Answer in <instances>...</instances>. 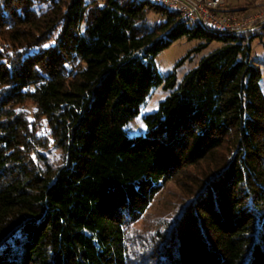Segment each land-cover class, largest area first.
I'll list each match as a JSON object with an SVG mask.
<instances>
[{"label": "trees", "instance_id": "1", "mask_svg": "<svg viewBox=\"0 0 264 264\" xmlns=\"http://www.w3.org/2000/svg\"><path fill=\"white\" fill-rule=\"evenodd\" d=\"M181 38L220 47L177 85L154 57ZM254 38L144 0H0V264H264ZM158 88L170 93L129 137ZM169 183L173 217L138 229Z\"/></svg>", "mask_w": 264, "mask_h": 264}, {"label": "rangeland", "instance_id": "2", "mask_svg": "<svg viewBox=\"0 0 264 264\" xmlns=\"http://www.w3.org/2000/svg\"><path fill=\"white\" fill-rule=\"evenodd\" d=\"M248 1H253V5L250 6L253 9H251L248 14L254 13L264 6V0H238V3H247ZM158 20L157 17L150 15L148 26L151 27ZM257 35L260 37H257ZM252 37L255 38L250 44L249 60L260 68L262 76L260 88L264 94V30L261 29L259 31L248 32L247 38ZM201 43L202 42L199 40H187L186 38H181L172 42L168 48L159 52L154 57V64L161 78L164 79L169 74L174 73L178 85L182 81L184 75L196 67L202 58L220 47V43L214 41L205 49L199 52H194V49H196ZM183 59L184 61L181 65L176 68V65ZM169 93V91H164L162 88L155 89L151 92L146 103L141 107L140 113L125 126V131L129 137H136L145 134L146 128L143 123V117L156 111L160 102H162ZM42 153L55 165H59L62 161L59 150L53 148L50 152ZM179 201L178 189L169 183L157 195L153 206L147 212L148 217L145 222L137 224L138 229L149 228L150 230H153L160 222L173 217L178 208Z\"/></svg>", "mask_w": 264, "mask_h": 264}, {"label": "built area", "instance_id": "3", "mask_svg": "<svg viewBox=\"0 0 264 264\" xmlns=\"http://www.w3.org/2000/svg\"><path fill=\"white\" fill-rule=\"evenodd\" d=\"M173 12L177 19L218 34L238 35L264 26V6L247 15L232 11L238 0H144Z\"/></svg>", "mask_w": 264, "mask_h": 264}]
</instances>
